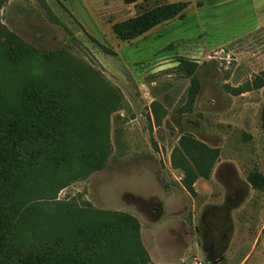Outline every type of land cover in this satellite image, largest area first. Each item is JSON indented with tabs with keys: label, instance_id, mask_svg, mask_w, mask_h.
I'll return each mask as SVG.
<instances>
[{
	"label": "rangeland",
	"instance_id": "1",
	"mask_svg": "<svg viewBox=\"0 0 264 264\" xmlns=\"http://www.w3.org/2000/svg\"><path fill=\"white\" fill-rule=\"evenodd\" d=\"M161 4L181 11L116 37ZM74 85L87 105L69 137L89 142L97 121L106 159L90 173L30 170L17 247L112 214L133 231L108 264H264V0H0V108L23 91L65 100ZM224 210L218 254L207 220Z\"/></svg>",
	"mask_w": 264,
	"mask_h": 264
},
{
	"label": "trees",
	"instance_id": "2",
	"mask_svg": "<svg viewBox=\"0 0 264 264\" xmlns=\"http://www.w3.org/2000/svg\"><path fill=\"white\" fill-rule=\"evenodd\" d=\"M180 11L178 4L157 5L115 25L113 32L121 41H130L174 19ZM78 91L74 85L65 100L54 93L47 99L41 92L23 91L18 95L21 102H16L17 107L0 108V264H108L113 259L114 245L133 231L128 217L117 221L115 215L106 214L73 234L53 235L28 248L15 244L19 188L30 170L41 167L54 175L90 173L100 169L106 159L97 121L87 126L94 135L89 142L69 137V118L82 120L78 109L87 105L75 102ZM185 185L191 191V186Z\"/></svg>",
	"mask_w": 264,
	"mask_h": 264
},
{
	"label": "flooded vegetation",
	"instance_id": "3",
	"mask_svg": "<svg viewBox=\"0 0 264 264\" xmlns=\"http://www.w3.org/2000/svg\"><path fill=\"white\" fill-rule=\"evenodd\" d=\"M208 232L212 238V250L214 252L219 251L223 247V239L225 238L226 226L225 217L221 215V213L213 212L209 214V218L207 220ZM224 223V224H223ZM218 253V252H217ZM219 254V253H218Z\"/></svg>",
	"mask_w": 264,
	"mask_h": 264
},
{
	"label": "crops",
	"instance_id": "4",
	"mask_svg": "<svg viewBox=\"0 0 264 264\" xmlns=\"http://www.w3.org/2000/svg\"><path fill=\"white\" fill-rule=\"evenodd\" d=\"M211 210H212V209H211ZM224 211H225V210H224ZM216 212H217V211H216ZM228 213H229V211H225V214H226V215H224V217H225V224H224V223H223V224L227 227V228H226V231L229 232V231H230L229 228H231V227H230V224H229V223H230V220H229ZM230 233H231V232H230ZM229 239H230V238H229ZM228 244H229V243H228V240H227L226 243H225V245L222 247V251H221L222 254H223V253L225 252V250L227 249ZM221 260H222L221 258H220L219 260H216V261L214 262V264H218Z\"/></svg>",
	"mask_w": 264,
	"mask_h": 264
}]
</instances>
